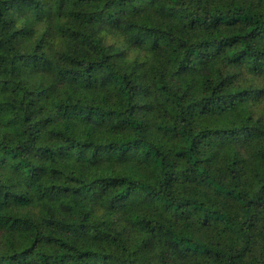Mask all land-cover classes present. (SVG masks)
Segmentation results:
<instances>
[{"label":"trees","instance_id":"obj_1","mask_svg":"<svg viewBox=\"0 0 264 264\" xmlns=\"http://www.w3.org/2000/svg\"><path fill=\"white\" fill-rule=\"evenodd\" d=\"M0 264H264V0H0Z\"/></svg>","mask_w":264,"mask_h":264}]
</instances>
